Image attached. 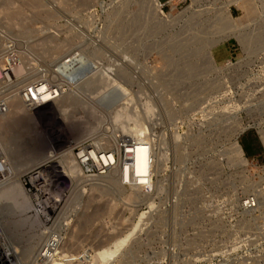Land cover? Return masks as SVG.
Returning a JSON list of instances; mask_svg holds the SVG:
<instances>
[{"label": "rangeland", "instance_id": "374dc122", "mask_svg": "<svg viewBox=\"0 0 264 264\" xmlns=\"http://www.w3.org/2000/svg\"><path fill=\"white\" fill-rule=\"evenodd\" d=\"M229 1L0 0V50L14 44L26 81L64 58L80 79L53 106L58 120L38 111L0 133L20 189L0 196V264H49V235L64 264H100L125 237L106 264H264V0ZM132 141L138 160L150 144V192L121 163L131 150L99 177L75 159ZM41 164L50 188L29 192L22 178ZM248 197L260 208L244 211Z\"/></svg>", "mask_w": 264, "mask_h": 264}, {"label": "built area", "instance_id": "2783aa9c", "mask_svg": "<svg viewBox=\"0 0 264 264\" xmlns=\"http://www.w3.org/2000/svg\"><path fill=\"white\" fill-rule=\"evenodd\" d=\"M73 59L66 58L61 61L58 66L51 71V74H45L43 71L39 72L40 77L38 79L26 81V76H16L14 73V67L16 63H19V54L14 46V44H8L6 48L0 50V119L5 117L11 111V102L14 98H18L23 104L26 111L30 114H36L39 110L44 108L47 104L55 101H59L63 96H65L70 90V87L77 83L79 78H76L73 74ZM57 77V80L54 79ZM119 145V151L117 153H111L110 151L104 152L95 150L96 158H91L90 147H83L81 150L77 151L75 159L79 164V168L88 177H99L108 173L110 165L104 162L105 159H109L110 154L115 155V157L123 156L127 153V150H131L130 153L122 158L121 163H125L124 166L131 167L134 171L133 175V185L135 187L142 186L146 188L147 192L151 191L152 185V175L150 169V145L144 144L145 155L142 160H136V157H131L134 153L132 150L135 148L134 142H123ZM89 148V149H87ZM83 151V153H81ZM80 152V153H79ZM55 157V154H53ZM106 155V156H104ZM145 164L144 175L136 173V163ZM137 163V164H138ZM5 163L3 159L0 158V182L5 174ZM46 167L47 164H41L36 168L28 171L22 178V186L29 192L34 190L36 193H42L43 189L50 188V184L46 178ZM125 169V168H124ZM125 174V170H124ZM32 177L30 180L29 178ZM138 178H143L144 182L140 183ZM123 183L130 186L128 179L124 176ZM131 185V186H133ZM253 197H248L241 203V208L244 211L251 210L254 208ZM246 202V204H245ZM1 255V254H0Z\"/></svg>", "mask_w": 264, "mask_h": 264}, {"label": "bare ground", "instance_id": "6f19581e", "mask_svg": "<svg viewBox=\"0 0 264 264\" xmlns=\"http://www.w3.org/2000/svg\"><path fill=\"white\" fill-rule=\"evenodd\" d=\"M242 0H230L227 4H226V6H227V8L226 9H228L231 5H233V4H237V3H239V2H241ZM36 2V1H35ZM220 42H223V41H220ZM260 42V41H259ZM196 43V42H195ZM219 42L218 41H216V44L214 43L212 46H214V45H217ZM222 44V43H221ZM225 44V43H224ZM225 48L226 47H223V49L222 50H213L210 54H208V55H206V56H208V59H209V62L210 63H215V62H217L218 63V61L222 58V52H225L226 53V50H225ZM65 59V58H64ZM63 59V60H64ZM62 60V61H63ZM215 61V62H214ZM17 63H16V65H15V67H14V73H15V75L16 76H26L24 73H22L21 71H19L18 69H17ZM200 67V66H199ZM28 76H26L25 77V79L27 78ZM84 80H83V82H81V83H85V82H87V84H89V81H88V78L86 77V78H83ZM78 87H80V86H78ZM124 91H125V89L124 88H122ZM107 102H108V100H107ZM56 104H57V101H55V102H51V103H49V104H47L44 108H42L41 110H39V112H38V114L41 116V117H44V116H47V115H49V116H51V118H52V120L53 121H55V120H58V117H56L57 116V113H56V111H55V109L53 108V106L55 105V107H56ZM26 113H25V112ZM63 112H65L64 110H63ZM32 114H30V113H28L27 111H26V109L24 108V106H23V104L21 103V101L18 99V98H14L13 100H12V102H11V111L9 112V114L8 115H6L5 117H3V118H1L0 119V133H1V131L4 129V130H7V132L8 131H10L11 130V127H12V125H18V124H21V125H23L24 126V124H26V125H28V127H30V126H32V116H31ZM116 118H119V115H116ZM238 123V122H237ZM28 127H26V129L27 130H29V128ZM241 129H243V128H241ZM33 130L35 131V133L34 134H36V132H37V129H36V127L34 128L33 127ZM238 132V131H237ZM259 133H260V135H261V137H262V140H263V143H264V132L262 131V130H260L259 131ZM234 137V139H231V141L232 142H230L231 143V145H230V148H229V153L231 154V156H232V158H238V157H240L241 156V153L243 152V151H241V147H239V146H237L236 144L237 143H235V135H234V133H231V137ZM37 142V141H36ZM136 142L137 141H135V143L134 144H136ZM140 143H144V142H140ZM144 144H149V143H144ZM150 145V144H149ZM6 155H8V151H6ZM11 153H12V150H11ZM10 153V154H11ZM80 153V152H79ZM81 153H83V152H81ZM150 153H151V160H152V152H151V149H150ZM90 154H92L91 155V158H96V153H95V151H91L90 152ZM11 156V155H10ZM104 156H106V155H104ZM115 156V155H114ZM135 156V155H134ZM243 156V155H242ZM136 157V156H135ZM0 158L1 159H3V161H4V163H5V174L3 175V179H2V181L0 182V186H4L5 185V187H3L2 188V191H1V193H0V196L1 195H7V196H13L17 201L19 200V198H20V189L18 188V186L19 185H17L16 184V181L15 182H13L12 180H10V181H12V182H10L9 181V179L10 178H12V173H11V170H12V172H14L15 170L14 169H16V168H12L11 169V166H10V162H7L6 160H5V157L3 156H0ZM104 159V162H106L107 164H108V166L110 165V168L109 169H111V168H113L114 167V164H113V162H115V157H113V155L112 154H110V156H109V159H105V157H103ZM117 158V157H116ZM136 160H137V157H136ZM140 160V159H139ZM138 160V161H139ZM138 161H137V163H138ZM141 161V160H140ZM136 163V173H138V169L139 170H141L140 168H142L141 167V163H138L137 164ZM151 163H152V165H153V161H151ZM152 165L150 166V169H153V167H152ZM130 169H131V167H129ZM143 169H144V167H143ZM142 169V170H143ZM55 170H57V169H55ZM129 170V169H128ZM141 170V171H142ZM145 170V169H144ZM144 170H143V172H144ZM57 172H59L58 170H57ZM123 172H124V170L122 171V175H123ZM143 172H140L139 174H143ZM141 174V175H142ZM129 175V174H128ZM134 175V174H133ZM132 176V175H131ZM32 177L33 176H31V179H32ZM123 177H124V175H123ZM18 179V177H14V178H12V179ZM7 181V182H6ZM130 181V180H129ZM6 182V183H5ZM10 182V183H9ZM18 182H19V184H20V181L18 180ZM9 183V184H8ZM140 183H142V182H140ZM142 187V186H141ZM1 190V189H0ZM24 197V196H23ZM25 198V197H24ZM9 199V198H8ZM26 199V198H25ZM10 200H12V198L10 197ZM23 200V199H22ZM254 200V203H255V206H254V208L257 206L258 208H260L259 207V204H260V202H255V199H253ZM25 201H28V200H25ZM257 203V204H256ZM263 203V202H262ZM24 204V203H23ZM245 204H246V202H245ZM261 205V204H260ZM254 208L253 209H251V210H247V212H250V211H252V210H254ZM143 215V214H142ZM141 215V216H142ZM52 236V235H51ZM55 238H58L57 237V235L55 236L54 235V240H52L51 238H50V235H49V237H47V239L45 240V242H44V244L42 245V247L39 249V255L38 256H40L41 257V259H42V261L44 262L45 260H49V259H51L50 261H49V264H64V261H63V259H64V255L62 254L63 253V251H62V249H63V246H62V248H58L59 249V251H58V254H55V255H52L53 254V252L54 251H56V248H57V245H58V240H56ZM59 239H60V236H59ZM126 239H128V237H125V238H123V239H121V240H119V241H117L114 245H113V247H111V248H108V249H104V250H102V251H100V253H98V255H97V257H98V262L100 263V264H106L109 260H111L115 255H117V253L121 250V248H122V246L125 244V242H126ZM60 241V240H59ZM53 258H52V257ZM11 257V256H10ZM97 261H96V263H97ZM46 262V261H45ZM110 262V261H109ZM39 263V262H38Z\"/></svg>", "mask_w": 264, "mask_h": 264}, {"label": "crops", "instance_id": "0c3cea01", "mask_svg": "<svg viewBox=\"0 0 264 264\" xmlns=\"http://www.w3.org/2000/svg\"><path fill=\"white\" fill-rule=\"evenodd\" d=\"M218 64H220V63H218Z\"/></svg>", "mask_w": 264, "mask_h": 264}]
</instances>
